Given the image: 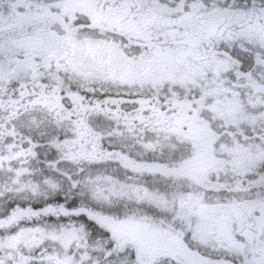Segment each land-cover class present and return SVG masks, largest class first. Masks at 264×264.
Listing matches in <instances>:
<instances>
[{
    "label": "snow or ice",
    "instance_id": "obj_1",
    "mask_svg": "<svg viewBox=\"0 0 264 264\" xmlns=\"http://www.w3.org/2000/svg\"><path fill=\"white\" fill-rule=\"evenodd\" d=\"M0 264H264V0H0Z\"/></svg>",
    "mask_w": 264,
    "mask_h": 264
}]
</instances>
